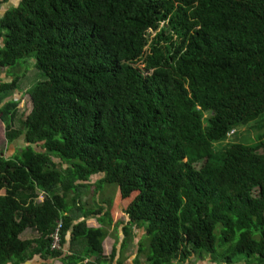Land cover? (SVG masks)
<instances>
[{
    "label": "trees",
    "instance_id": "obj_1",
    "mask_svg": "<svg viewBox=\"0 0 264 264\" xmlns=\"http://www.w3.org/2000/svg\"><path fill=\"white\" fill-rule=\"evenodd\" d=\"M27 61L45 81L22 128L19 101L6 102L19 78L0 84L7 139L26 145L0 157V264H121L134 228L149 243L136 264H264V134L229 141L264 128V0H19L0 17V69ZM92 181L119 196L86 211ZM79 240L75 260L65 248Z\"/></svg>",
    "mask_w": 264,
    "mask_h": 264
},
{
    "label": "rangeland",
    "instance_id": "obj_2",
    "mask_svg": "<svg viewBox=\"0 0 264 264\" xmlns=\"http://www.w3.org/2000/svg\"><path fill=\"white\" fill-rule=\"evenodd\" d=\"M19 3V0H13L8 3H4L2 0H0V17H2L7 9H9L12 6H16ZM155 33L150 34V36H154ZM140 70H144L143 63H140L136 66ZM19 78L18 83V90L15 91L13 94L9 95V98L6 100V102L11 100L19 101L18 106V113L16 115V118L13 122L12 127L13 128H22L24 125V120L26 116L32 112L33 110V103L31 100V97H29L28 93L33 88H35L40 82L45 81V78L41 72H39L36 68L34 61H27L24 63H19L15 68L10 69H0V84L2 83H8L11 82L13 79ZM3 105L0 104V107ZM262 124V121H254L251 122L245 126H242L238 128V131L234 133L229 141L230 142H244V143H252L259 134H264V128H260L259 126ZM6 124L1 120L0 118V157H13L16 154H20L23 147H25V140L24 136L15 139L12 142H9L6 136ZM38 150L42 151V147L40 145H35ZM96 178V177H94ZM97 179V178H96ZM96 181V180H95ZM95 181H92L90 183V186L88 188L82 187L80 189L81 197V208L85 209L86 211L91 209H98L99 207H108L111 203H113L117 197L118 189L115 185H108V184H97L95 185ZM42 198L39 199V202L44 201L43 194ZM119 196V194H118ZM74 217L76 220H80L82 218L81 213H75ZM119 224L115 225L114 227L108 228V237L106 240L108 243L104 246L105 252L108 254L111 253L112 245L113 243L121 242L123 238V232L121 230V223L125 222L124 217H121L119 219ZM37 233L35 231H32L31 229H28L26 232L23 233L22 239H33L37 237ZM145 232L143 229H133V233L131 236V239L128 243L129 248H126L125 251H123L121 264H136V253L139 249V242L143 239L146 243L147 252L149 250V243L148 239L146 237L145 239ZM234 245V243H233ZM58 251V250H57ZM65 251H67V256L73 257L75 260L78 257H82L86 255V248L84 246L83 241L79 240L74 243L72 249L71 248H65ZM227 250H219V255L217 256L222 259L224 257ZM203 258V257H202ZM207 257H204L203 260H206ZM192 260V259H191ZM202 259L196 258L195 260H192L191 262H187L185 264H202L199 263ZM134 261V262H133ZM139 261L142 264H146L143 257L139 259ZM91 262V261H90ZM117 262V261H116ZM116 262L114 264H116ZM52 264H63L61 261H51ZM27 264H47L45 261L40 260V258H37L33 262H28ZM73 264H77L75 261ZM84 264H87L84 263ZM173 264H180L178 262H175ZM236 264H258L256 262L255 258L246 259L244 257H240L236 260Z\"/></svg>",
    "mask_w": 264,
    "mask_h": 264
},
{
    "label": "crops",
    "instance_id": "obj_3",
    "mask_svg": "<svg viewBox=\"0 0 264 264\" xmlns=\"http://www.w3.org/2000/svg\"><path fill=\"white\" fill-rule=\"evenodd\" d=\"M78 222V221H76ZM87 225L91 228H98V227H101V225L98 223V220L94 217H90V219L87 220ZM109 238V237H107ZM106 238V239H107ZM105 239V241L103 242V248L104 246L106 245V243H108V241ZM110 239V238H109ZM114 247V243L112 245V248ZM128 248H129V245H128ZM112 251V249L110 250ZM111 254V253H110ZM110 254H108L107 252H105V248H104V257L107 258L109 260V257H110ZM192 260H195V263H196V258H193ZM190 260V262L192 261ZM134 262V261H133ZM88 263V261H87ZM199 263H202V264H216V263H212L211 260L208 258L206 260H201ZM47 264H52L51 262H47ZM220 264H226L224 262H221Z\"/></svg>",
    "mask_w": 264,
    "mask_h": 264
},
{
    "label": "built area",
    "instance_id": "obj_4",
    "mask_svg": "<svg viewBox=\"0 0 264 264\" xmlns=\"http://www.w3.org/2000/svg\"><path fill=\"white\" fill-rule=\"evenodd\" d=\"M236 130H233L230 133V136H232L235 133ZM60 227L57 229V231L52 235L53 243H52V250L53 251H60L61 250V236H60Z\"/></svg>",
    "mask_w": 264,
    "mask_h": 264
}]
</instances>
